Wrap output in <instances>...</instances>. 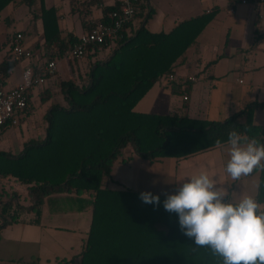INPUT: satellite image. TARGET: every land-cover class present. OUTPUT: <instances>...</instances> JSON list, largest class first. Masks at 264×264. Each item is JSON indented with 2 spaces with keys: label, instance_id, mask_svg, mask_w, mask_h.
I'll use <instances>...</instances> for the list:
<instances>
[{
  "label": "trees",
  "instance_id": "16d2710c",
  "mask_svg": "<svg viewBox=\"0 0 264 264\" xmlns=\"http://www.w3.org/2000/svg\"><path fill=\"white\" fill-rule=\"evenodd\" d=\"M19 1L42 22L44 40L37 46L42 48L40 64L63 58L78 37L60 34L56 9L45 8L42 0L38 10L36 0H0V12ZM96 3L102 0L81 4L86 8ZM119 4L116 0L102 6L103 20ZM137 8L136 21L121 28L107 53L110 42L85 48L86 70L79 82H61L66 105L51 104L45 136L24 143L15 154L0 150V179L25 185L29 200L24 206L15 191L0 188V236L5 226L22 221L26 213L37 222L44 198L50 194L92 195V219L79 260L61 259L57 264H216L207 248H196L182 233L178 215L164 209L167 195L154 194L160 203L147 204L139 198L141 192L112 189L104 181L115 160L128 162L134 155L149 161L183 159L219 147L217 140L226 144L233 128L250 129L248 134L262 137L264 144V125L253 122L254 111L264 110V100L247 102L223 120L134 111L150 87L172 73L216 11L183 19L169 31L152 32L145 25L150 17L144 12L145 3L140 0ZM16 33L8 34L9 50L0 61L3 76L18 62L11 53ZM27 107L28 101L23 113ZM8 126L0 125V132ZM258 179L261 187L255 198L264 205V172H258Z\"/></svg>",
  "mask_w": 264,
  "mask_h": 264
},
{
  "label": "crops",
  "instance_id": "0c3cea01",
  "mask_svg": "<svg viewBox=\"0 0 264 264\" xmlns=\"http://www.w3.org/2000/svg\"><path fill=\"white\" fill-rule=\"evenodd\" d=\"M83 1L57 0L48 3L42 0V3L45 8L56 9L57 25L62 36L73 34L79 37L94 22L103 19L102 6L112 5L116 0H102V3L86 8L81 4ZM150 1L142 0L145 3L144 12L150 14L145 25L152 32L169 31L183 19L214 9L216 11L172 71L173 77L169 78L168 75L156 81L134 105V111L178 113L196 119L223 120L240 111L247 102L264 100L263 6L254 5L253 0L247 3L239 0H186L189 13L185 15L175 12L172 18L161 19L157 25L160 26L157 27L159 29L151 30L149 26L155 25L158 7L154 10ZM192 1L195 3L194 7L191 5ZM39 6L40 0H36L34 9L38 10ZM185 7L182 6L181 9L185 10ZM30 9L27 4L19 1L7 5L0 12V61L8 53V39L12 32H21L24 47L35 49L33 57L19 60L8 75L4 76L5 88L20 81L25 67L37 69L41 65L39 53L42 48L37 46L44 40L42 22L32 17ZM114 45L115 42L108 44L105 52ZM63 60L66 61L64 69L63 66L59 68ZM85 70L86 58L73 60L64 53L63 58L56 60L55 73L46 77L43 84L30 90L26 112L14 126L17 129L14 135L18 141L16 151L11 152L5 141L9 126L0 132V150L15 154L22 150L24 143L41 140L45 134L41 139L30 136L35 133V127L26 135L18 128L19 123L30 115L32 100L37 98L42 104H46L45 116L51 104L66 105L61 82L69 79L79 82L80 75ZM253 122L264 125L263 109L254 111ZM30 126L32 124L27 123L26 129H30ZM227 159V152L221 146L178 160L162 157L149 161L134 155L128 162L115 160L110 177L104 183L112 189L137 192L157 188L158 191L154 193L168 195L165 190L168 188L169 194H174L185 177L206 172L217 183L230 184L231 178L224 171ZM158 164L164 167L152 168ZM257 179L258 172H254L237 184H232L229 191L233 201L239 200L243 195L255 197L254 185ZM2 181L8 183L6 189L10 186L8 192L17 193L20 204H29L25 185L13 180L0 179ZM92 200L90 194L54 193L46 196L37 222L30 213H26L22 221H16L2 229L0 264H46L51 260L57 263L61 259L78 261L92 219Z\"/></svg>",
  "mask_w": 264,
  "mask_h": 264
},
{
  "label": "clouds",
  "instance_id": "9594fccd",
  "mask_svg": "<svg viewBox=\"0 0 264 264\" xmlns=\"http://www.w3.org/2000/svg\"><path fill=\"white\" fill-rule=\"evenodd\" d=\"M250 131L233 128L226 145L216 141L227 152L224 171L230 184L217 183L200 172L182 179L177 191L163 201L166 211L178 215L182 233L196 248H207L216 264H264V205L251 195L233 201L229 191L242 178L264 172L262 137L250 136ZM254 186L259 194V179ZM139 198L147 204L160 203L159 196L148 191L141 192Z\"/></svg>",
  "mask_w": 264,
  "mask_h": 264
},
{
  "label": "built area",
  "instance_id": "2783aa9c",
  "mask_svg": "<svg viewBox=\"0 0 264 264\" xmlns=\"http://www.w3.org/2000/svg\"><path fill=\"white\" fill-rule=\"evenodd\" d=\"M140 0H120L119 8L107 13V20L94 22L90 29L82 33L76 43L65 52V56L71 58H81L85 48L93 44H107L114 42L120 36L121 28L136 20L137 4ZM234 2V1H233ZM247 3L246 0H240ZM254 5L264 7V0H253ZM12 56L19 61L31 58L32 52L24 47L22 34L17 32L12 39ZM56 71V60L50 59L41 64L37 69L25 67L21 73V79L10 88L3 86L4 76L0 72V125L8 124L15 126L23 116L29 92L32 88L45 82L46 77L51 76ZM173 75L169 74V78ZM186 99V96H184Z\"/></svg>",
  "mask_w": 264,
  "mask_h": 264
},
{
  "label": "rangeland",
  "instance_id": "374dc122",
  "mask_svg": "<svg viewBox=\"0 0 264 264\" xmlns=\"http://www.w3.org/2000/svg\"><path fill=\"white\" fill-rule=\"evenodd\" d=\"M48 3H52L53 1H57V0H46ZM151 7L155 10L156 6L158 7V11L156 10L157 14L155 15V25L154 24H150V29L151 30H156L159 29L157 26L160 22L161 19L167 17L168 18H172L175 12H179L180 14H187L189 13L190 10H188V5H186V0H151L150 1ZM195 3H191L192 7H194ZM182 6H186L185 10H182ZM182 8V9H181ZM191 9V8H190ZM24 10H26V6L24 7ZM157 22V23H156ZM17 27V26H16ZM71 58V57H70ZM72 61V60H71ZM66 63L65 60H63L61 62V64L59 65V68H61V66H63L64 69V64ZM62 70V69H61ZM45 106L46 104H42L40 102L39 99L35 98L34 100H32V111L30 113V115L23 121H21L18 125V128L20 130L23 131V135H26V133L30 134V132L32 131V128L35 127V133L34 134H30V136H34L37 139H41L44 134H45V123H46V118H45ZM30 123V125L32 124V126H30V129H26V124ZM11 127V128H9ZM7 128V132H6V137H5V141L8 144L9 148L11 149V152L16 151V147L18 146V141L16 136L14 135V132L17 131V129L14 126H9ZM14 127V128H13ZM1 147V146H0ZM164 167L161 165H153L152 168H156V167ZM141 175H144L143 173ZM160 177H157V179H159ZM155 182V180H153ZM5 182V181H2ZM0 182V185L2 186V189L6 190L8 192V190H10V186L8 187V189H6L8 183H2ZM164 182V181H163ZM169 187V185H167ZM157 188H150V190H147L148 192H151L153 194H156L154 192H157L158 190H156ZM165 191H167L166 193L169 194L170 190L167 188ZM46 264H57L54 263V261H50Z\"/></svg>",
  "mask_w": 264,
  "mask_h": 264
}]
</instances>
